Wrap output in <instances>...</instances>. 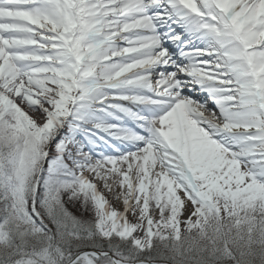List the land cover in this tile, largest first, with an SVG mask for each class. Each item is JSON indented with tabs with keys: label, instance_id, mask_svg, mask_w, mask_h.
I'll list each match as a JSON object with an SVG mask.
<instances>
[{
	"label": "snow or ice",
	"instance_id": "1",
	"mask_svg": "<svg viewBox=\"0 0 264 264\" xmlns=\"http://www.w3.org/2000/svg\"><path fill=\"white\" fill-rule=\"evenodd\" d=\"M0 264H264V0H0Z\"/></svg>",
	"mask_w": 264,
	"mask_h": 264
},
{
	"label": "bare ground",
	"instance_id": "2",
	"mask_svg": "<svg viewBox=\"0 0 264 264\" xmlns=\"http://www.w3.org/2000/svg\"><path fill=\"white\" fill-rule=\"evenodd\" d=\"M105 195H107V193H105ZM117 207H121L122 208V205H118Z\"/></svg>",
	"mask_w": 264,
	"mask_h": 264
},
{
	"label": "rangeland",
	"instance_id": "3",
	"mask_svg": "<svg viewBox=\"0 0 264 264\" xmlns=\"http://www.w3.org/2000/svg\"><path fill=\"white\" fill-rule=\"evenodd\" d=\"M111 199V198H110ZM121 208V207H120ZM121 210H122V208H121Z\"/></svg>",
	"mask_w": 264,
	"mask_h": 264
}]
</instances>
